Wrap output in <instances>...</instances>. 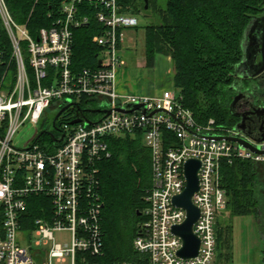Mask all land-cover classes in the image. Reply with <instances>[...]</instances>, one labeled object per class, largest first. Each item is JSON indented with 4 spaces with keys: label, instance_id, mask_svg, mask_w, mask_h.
Returning a JSON list of instances; mask_svg holds the SVG:
<instances>
[{
    "label": "built area",
    "instance_id": "built-area-1",
    "mask_svg": "<svg viewBox=\"0 0 264 264\" xmlns=\"http://www.w3.org/2000/svg\"><path fill=\"white\" fill-rule=\"evenodd\" d=\"M80 2H63L52 25L35 37L0 0V264L64 263L68 258L70 264H99L93 261L103 256L98 163L111 155L107 139L135 134L150 151L151 186L133 250L143 264H214L216 227L226 210L221 163L264 162V138L247 139L261 153L215 139L244 135L213 119L197 123L175 90L159 96L117 94L123 32L139 22L121 13L116 0H95L102 6L96 20L104 27L92 38L99 48L97 67L73 72V30L88 23L79 14ZM70 103L75 115L60 114L53 124L58 129L42 134L40 123L48 112L55 116ZM75 119L81 121L71 125ZM26 125L39 126V132L18 146L13 140ZM190 159L200 162L198 191L192 197L199 210L193 233L200 246L197 257L181 259L182 241L171 229L183 223L186 212L172 200L185 188L183 166ZM31 197H40L42 205L27 233L21 230V218ZM57 232H69L70 244H56ZM32 244L49 247L32 251Z\"/></svg>",
    "mask_w": 264,
    "mask_h": 264
},
{
    "label": "trees",
    "instance_id": "trees-1",
    "mask_svg": "<svg viewBox=\"0 0 264 264\" xmlns=\"http://www.w3.org/2000/svg\"><path fill=\"white\" fill-rule=\"evenodd\" d=\"M65 1L69 0H5V3L12 18L25 24L35 36L39 29L52 25ZM116 3L126 15L139 18L151 12L155 16L157 22L144 28L147 66L153 65L155 55L170 57L174 89L195 121L205 124L213 119L217 125L236 126L238 119L229 112L235 95L234 73L243 57L245 31L251 19L264 9V0H116ZM78 8L79 14L88 18V23L73 30V72L97 67L99 48L92 43V38L104 31L96 20V14L102 10L99 3L81 0ZM75 113L70 111L65 115L70 117ZM45 120L40 123L42 128L47 125ZM107 143L111 155L98 163L97 175L103 203V256L93 261L143 264L144 259L133 250L132 242L143 219L144 197L151 186L150 151L140 134L109 138ZM260 166H264V162H224L220 166V177L226 195L225 212L232 217H253L264 236V195L257 190ZM28 202L21 218V230L27 233L34 228L33 220L40 217L42 199L31 197ZM227 230L231 261V223ZM221 237L218 220V259Z\"/></svg>",
    "mask_w": 264,
    "mask_h": 264
},
{
    "label": "rangeland",
    "instance_id": "rangeland-1",
    "mask_svg": "<svg viewBox=\"0 0 264 264\" xmlns=\"http://www.w3.org/2000/svg\"><path fill=\"white\" fill-rule=\"evenodd\" d=\"M163 4V2H161ZM138 29L130 32H123V45L120 51L122 68L138 62L136 56H141L145 51V26L157 22L155 16L148 12L145 17L138 18ZM133 52V53H132ZM145 55V52H144ZM178 94V91L175 90ZM54 112L49 111L46 115L45 128H50ZM39 132V126L26 125L22 127L16 134L13 142L22 146L24 143L32 141ZM258 181L260 186L258 192L264 195V166H260L258 170ZM258 221V220H257ZM232 224V240H231V261L228 250L229 242H226L227 226ZM219 224L222 231L220 243V258L215 256L214 264H264V236L260 233V229L256 224V220L251 216H230L226 211L219 218ZM263 225V222L260 223ZM71 235L69 232H57L54 234V242L61 246L69 245ZM49 246L35 247L31 246L32 251H45ZM52 264H70L69 258L64 263L52 261Z\"/></svg>",
    "mask_w": 264,
    "mask_h": 264
},
{
    "label": "water",
    "instance_id": "water-1",
    "mask_svg": "<svg viewBox=\"0 0 264 264\" xmlns=\"http://www.w3.org/2000/svg\"><path fill=\"white\" fill-rule=\"evenodd\" d=\"M145 9H147V2L145 1ZM257 35L264 36V16L253 17L249 23V26L244 34V40L249 41L247 49L243 50V57L241 62L236 67L234 76L235 78L242 77L241 71H243L248 77L253 78L256 77L260 72L263 71V67L258 70H254L259 65L256 63L257 54L252 53V48H255V45L251 43V38ZM263 63V62H262ZM98 66H100V62L98 61ZM234 90L237 91V88L234 87ZM240 99V96H235L230 103L229 112L234 117H240L241 122L236 125V128L240 130L244 137H221L217 136L215 139L221 140L225 139L229 142L237 143L242 147L252 150L256 153H261L256 148H254L247 139H252L249 134L244 132V128L242 126V122L244 118L235 113V107ZM72 104H68L64 108H62L59 112H57L53 119V124L59 117V115ZM137 108V107H136ZM259 109V108H258ZM257 109V110H258ZM101 110H94V112H100ZM103 112V111H102ZM109 111H105V115H108ZM81 119H75L70 122L71 125L79 123ZM41 134V133H40ZM51 139H55L54 135L49 134ZM264 136L262 135L257 139V141H262ZM200 168V162L198 160L190 159L185 162L183 166V174L185 178V188L180 195H177L173 198L172 203L175 207L182 208L186 212V218L182 224L176 225L172 227L171 232L173 235L179 237L182 241V246L177 252V256L181 259H193L197 257L198 250L200 246V241L198 237L193 233V225L197 221L199 217V210L194 206L192 202V197L198 191V170Z\"/></svg>",
    "mask_w": 264,
    "mask_h": 264
},
{
    "label": "flooded vegetation",
    "instance_id": "flooded-vegetation-1",
    "mask_svg": "<svg viewBox=\"0 0 264 264\" xmlns=\"http://www.w3.org/2000/svg\"><path fill=\"white\" fill-rule=\"evenodd\" d=\"M264 16V9L255 17ZM251 43L255 45L252 48V53L257 54L256 63L259 65L255 71L263 67V71L256 77L250 78L243 71L242 77L236 78L237 91H234V97L240 96V99L235 107V113L244 118L242 126L244 132L251 137L258 139L264 136V36L257 35L251 38ZM249 41L244 40L243 48L247 49ZM263 62V63H262ZM94 106L91 105V108ZM259 108V109H258ZM258 109V110H257ZM73 107L66 108L61 115L73 111ZM58 112V111H57ZM238 123L241 118L237 117ZM237 123V124H238ZM58 128L51 123L50 129L41 128L42 134L51 131L54 133Z\"/></svg>",
    "mask_w": 264,
    "mask_h": 264
},
{
    "label": "crops",
    "instance_id": "crops-1",
    "mask_svg": "<svg viewBox=\"0 0 264 264\" xmlns=\"http://www.w3.org/2000/svg\"><path fill=\"white\" fill-rule=\"evenodd\" d=\"M136 29L138 28L127 29L124 32L131 33ZM134 59H137L138 62L128 67H121L117 71L115 81L117 94L159 96L163 91L175 90L170 57L155 55L152 66H147L144 52L140 57L136 56Z\"/></svg>",
    "mask_w": 264,
    "mask_h": 264
}]
</instances>
